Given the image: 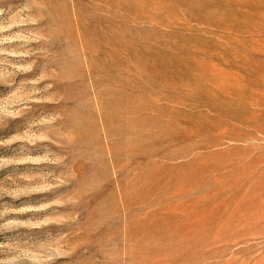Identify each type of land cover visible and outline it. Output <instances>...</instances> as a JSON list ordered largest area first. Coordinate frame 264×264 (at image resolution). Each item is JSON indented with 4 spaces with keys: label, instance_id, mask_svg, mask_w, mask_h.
Returning a JSON list of instances; mask_svg holds the SVG:
<instances>
[{
    "label": "rangeland",
    "instance_id": "374dc122",
    "mask_svg": "<svg viewBox=\"0 0 264 264\" xmlns=\"http://www.w3.org/2000/svg\"><path fill=\"white\" fill-rule=\"evenodd\" d=\"M0 264H264V0H0Z\"/></svg>",
    "mask_w": 264,
    "mask_h": 264
}]
</instances>
